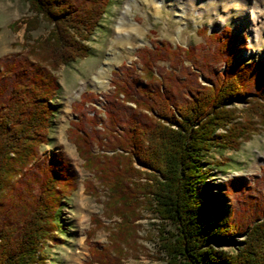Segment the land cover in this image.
I'll return each mask as SVG.
<instances>
[{
    "label": "trees",
    "instance_id": "trees-1",
    "mask_svg": "<svg viewBox=\"0 0 264 264\" xmlns=\"http://www.w3.org/2000/svg\"><path fill=\"white\" fill-rule=\"evenodd\" d=\"M25 1L31 16L22 22V55L0 58V264H42L44 242L58 237V212L77 175L63 152H40L53 120L55 73L87 56L85 42L110 2ZM42 23L47 34L30 39ZM199 32L202 45L138 49L137 67L112 71L103 110L92 105L98 99L91 93L72 105L76 120L67 140L91 175L86 193L97 199L103 191L101 216L110 221L90 218L86 264L135 256L143 212L159 220L165 264H264V167L252 183L236 178L222 185L231 208L217 236L231 251L201 243L206 231L198 216L207 205L201 190L213 189L202 154L237 151L264 131V62L240 58L245 39L229 29ZM99 230L108 236L96 246L90 239Z\"/></svg>",
    "mask_w": 264,
    "mask_h": 264
},
{
    "label": "rangeland",
    "instance_id": "rangeland-1",
    "mask_svg": "<svg viewBox=\"0 0 264 264\" xmlns=\"http://www.w3.org/2000/svg\"><path fill=\"white\" fill-rule=\"evenodd\" d=\"M139 1L110 0L94 32L85 42L87 56L61 66L55 73L58 90L52 100L53 120L48 143L40 147V152L43 156L56 151L63 152L71 161L77 180L76 190L63 199L58 212V237L53 233V239L43 244L42 264H86L89 260L86 234L92 228L90 218L100 216L104 224L110 222L103 220L101 216L103 191H98L100 196L97 199L86 193L85 184L91 175L83 168V161L78 157L74 145L67 140L69 123L76 120L72 105L79 102L81 94L95 95L98 101L92 105L103 110L105 96L111 90L112 71L121 66L137 67L138 49L150 48L159 42H165L172 47L202 45L204 39L199 32L201 29H205L206 34L229 29L233 34L245 39L246 50L240 53V58L264 62V0H234L224 8L217 1L180 0L194 5L196 10L185 20L177 18L175 24H164L163 17H154L145 6L142 7L146 12L143 11ZM126 5L129 6L128 10ZM213 6L212 10L208 9ZM203 9L206 10L202 12ZM175 10L179 11L178 8ZM123 13L140 27L141 34L129 54H119L114 58L113 33ZM166 14L170 16L171 12L164 7L162 15ZM30 16L25 0H0V58L22 55L21 49L25 45L22 22ZM13 23L15 28L11 27ZM47 29V25L42 23L37 31L30 34V39L43 38ZM156 65L167 68L166 62H157ZM95 67L106 69L98 87L89 84ZM231 106L240 110L245 104L233 102ZM202 160L210 172L205 181L210 183L213 189L201 190V194L204 193L207 199V205L198 216V221L206 231L201 243L206 248L231 251L232 246L225 244L222 237L217 236L226 231L225 223L231 208L229 200L223 195L222 185L236 178L245 183H252L259 176L261 168L264 167V131L254 134L242 143L237 151L212 149L202 154ZM136 223L139 226L137 243L140 247L135 256L128 255L123 264H165L157 245L159 220L152 214L143 212L141 219ZM165 229L172 231L173 227L167 224ZM107 236L106 231L99 230L90 242L96 246L105 245ZM230 239L239 241L241 237Z\"/></svg>",
    "mask_w": 264,
    "mask_h": 264
},
{
    "label": "bare ground",
    "instance_id": "bare-ground-1",
    "mask_svg": "<svg viewBox=\"0 0 264 264\" xmlns=\"http://www.w3.org/2000/svg\"><path fill=\"white\" fill-rule=\"evenodd\" d=\"M211 1H217L221 3L223 5L222 8H224L226 5L230 4L234 0H211ZM139 6H141V9L146 12V9L142 7L145 6L147 9H149V11L153 15H155L154 17H158V18L163 17L164 24L166 22L175 24L177 18H179L180 20H185L188 16H191L192 12L196 10L194 5L186 4L184 2H181L180 0H140ZM164 7H167L170 10L171 12L170 16H168V14L162 15V10ZM128 8L129 6L126 7V10H128ZM175 8H178L179 11H176ZM213 8L214 6L209 7L208 9L212 10ZM205 10L203 9L201 11L203 12ZM113 34L115 35L113 38L114 52L112 53V56L116 58L119 54L127 55L130 53L131 49H133L135 46L137 37L141 34V29L135 23H133L131 19L127 17L126 13H123L116 23L115 32ZM105 72H106L105 68L95 67L92 74V79H90L89 84L98 87L99 84H101V78H103V74H105Z\"/></svg>",
    "mask_w": 264,
    "mask_h": 264
}]
</instances>
